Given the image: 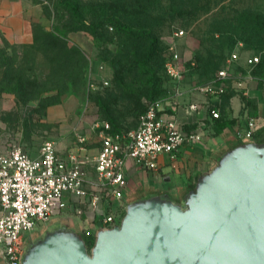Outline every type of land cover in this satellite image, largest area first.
<instances>
[{"label": "rangeland", "instance_id": "rangeland-1", "mask_svg": "<svg viewBox=\"0 0 264 264\" xmlns=\"http://www.w3.org/2000/svg\"><path fill=\"white\" fill-rule=\"evenodd\" d=\"M67 1H72L75 5L79 3L77 5L79 12L87 24L93 22V19H110L114 14L134 28L150 29L157 38L154 51L148 56L151 57L149 69L157 73L160 81L157 83L156 78L149 79V75L138 76L136 70L128 67L121 76L127 81L128 89H135L136 92L133 94L122 91L115 80L113 56L125 52L126 49L121 36H113V31L109 30L108 41L96 44L94 38L87 33H83L85 38L83 37L82 41L73 40L72 34L68 35L70 45L79 46L87 54L89 64L86 85L80 91L69 92L63 98V102L70 98L75 100L78 105L77 114L85 107H90L88 119H92V122L106 120L104 113L108 110L117 117L118 124L123 130H133L138 126L137 111L150 101L151 89L155 99L172 96L184 106L190 102L197 103L203 101L207 95L194 89L210 85L216 74L227 66V59L233 53L238 54L239 57L233 71V76L237 78L246 74L253 78L252 75L257 72V68L250 66L248 60L263 55V48L244 42V30L238 27V18L244 10L264 14V0H36L43 4L42 24L47 29L58 26L68 33L74 26L84 25L74 18V15L63 10L61 5L68 3ZM181 30L186 33L182 39L177 40L181 45V51L184 53L186 49H191L195 53L196 65L185 73L182 82L175 85L167 76L164 64L169 45L175 33ZM229 32L232 34H228ZM147 47V43H136L134 50L135 53L137 52V58L144 62L145 57H148L144 55ZM102 64L105 67L104 72L100 70ZM103 77L109 81L108 85L104 83ZM148 84L149 89L146 87ZM228 88L227 92H230L231 87ZM180 89L184 92L182 96L178 94ZM54 94L56 93L46 92L43 97H52ZM100 98L107 100L105 111L99 104ZM48 123L43 103L40 104L36 100L24 103L14 94L0 98V133L14 138L34 155L39 152L45 141L60 139V125L51 127ZM98 145L99 143L93 140L92 146ZM148 188H150L148 183H144L136 195H142L144 189L147 191ZM129 192V196L133 197L131 191ZM82 211L73 212L63 220L54 217L52 222L57 224L62 221L61 223H65L68 227L80 231L83 222L78 216L84 218ZM49 227L50 225H43L35 230L31 234V241L42 237Z\"/></svg>", "mask_w": 264, "mask_h": 264}, {"label": "built area", "instance_id": "built-area-1", "mask_svg": "<svg viewBox=\"0 0 264 264\" xmlns=\"http://www.w3.org/2000/svg\"><path fill=\"white\" fill-rule=\"evenodd\" d=\"M185 34L183 30L175 33L165 63L168 77L176 83L196 65L194 60L184 61L180 53L177 40ZM238 59L233 53L210 85L194 90L224 95ZM248 63L256 65L259 58L251 57ZM104 69L102 64L100 70ZM243 87L244 79H239L237 88ZM183 93L178 91L181 96ZM162 104L151 103L138 126L123 133H112L110 123L95 121L92 127L97 147L92 146L88 134L76 133L65 152L59 150V140H48L34 155L14 138L0 133V264H22L31 234L43 225L51 226L54 217L63 220L83 210L84 218L78 216L83 228L78 232L86 237L121 225L127 209L123 202L129 186V163L154 174L159 170L160 156L175 159L182 147L193 148L203 140V133L185 131L176 119L165 118ZM190 106L197 110L196 104ZM212 115L220 117L218 111L213 110ZM255 126V120H249L247 128L237 132L238 138L252 140ZM85 210L94 213L92 221Z\"/></svg>", "mask_w": 264, "mask_h": 264}, {"label": "water", "instance_id": "water-1", "mask_svg": "<svg viewBox=\"0 0 264 264\" xmlns=\"http://www.w3.org/2000/svg\"><path fill=\"white\" fill-rule=\"evenodd\" d=\"M22 264H264V143L226 152L182 201L152 194L89 251L78 230L51 225Z\"/></svg>", "mask_w": 264, "mask_h": 264}, {"label": "crops", "instance_id": "crops-1", "mask_svg": "<svg viewBox=\"0 0 264 264\" xmlns=\"http://www.w3.org/2000/svg\"><path fill=\"white\" fill-rule=\"evenodd\" d=\"M43 20V4L36 0H0V34L12 43H32L34 23ZM71 36L73 40L81 41L84 37L83 32L72 33ZM179 50L184 61L194 60L195 53L191 49L183 53L179 45ZM241 60L244 62L243 58ZM234 69L231 70L233 82L227 85V91L228 87H231V91L224 96L206 94L203 101L188 102L186 106L172 96L163 102L161 112L165 118L176 119L185 131L203 133V140L193 148L182 147L175 159L169 155L160 156L159 170L154 174L145 173L132 162L129 163V186L123 202L126 207L141 199V195L136 194L146 182L150 188L147 191L144 189L142 195L169 193L177 201H182L199 178L216 166L224 153L242 143L264 140V83L261 85L256 78L247 74L240 78L234 77ZM239 79H244V90L237 89L236 81ZM192 104H196L197 110L191 108ZM77 107L75 100L70 98L48 109V122L61 127L60 151L67 150L76 133L88 134L92 142L97 141L92 127L94 121L88 119L90 107H85L79 114ZM212 109L220 111V119L212 118ZM251 119L256 122L254 138L239 139L237 132L245 130ZM129 191L133 197L129 196ZM85 213L88 220L92 221L94 213L89 210H85Z\"/></svg>", "mask_w": 264, "mask_h": 264}, {"label": "trees", "instance_id": "trees-1", "mask_svg": "<svg viewBox=\"0 0 264 264\" xmlns=\"http://www.w3.org/2000/svg\"><path fill=\"white\" fill-rule=\"evenodd\" d=\"M67 2L68 3H63L61 5L63 10L68 14L74 15V18L84 24L83 26H74L67 33L66 31H62L58 26L47 29L42 22H37L34 23L33 27L34 40L29 44L12 43L0 34V98L7 94H14L24 103L35 100L39 101L40 104L43 103L47 117L48 109L52 106L62 104L63 98L69 92L80 91L87 82L89 63L87 54L79 46L70 45L68 35L77 32H83L91 35L96 44L99 42H107V34L111 29V31H113V36L122 37V40H124L123 44L126 46V49H124L125 52L122 51L121 53L113 56L115 80L119 83L122 91L133 94L136 92L135 89L131 90L127 88L128 83L124 77L121 76V74L125 72L128 67H131L132 70H136L138 76L142 77L149 75V79L152 77V80L156 78L155 81L157 83L160 81L159 77L156 75L157 73L150 71L149 69L151 57L148 55L154 51V45L157 43V38L150 29H146L145 27L134 28L127 21L114 14L111 15L112 17H110V19H93V22L87 24V22L83 19L82 14L79 12V7L77 6L79 3L77 2L75 5L72 1ZM239 16L238 27H241V29L244 30V42H247L248 45L252 44V46L263 48V55L258 57L259 63L256 65H250L257 68V72H254V74L252 73L253 75H251L254 79L256 78L261 85H263L264 14H256L251 10H244ZM228 34L232 33L229 32ZM136 43L148 44L144 53V55L148 56L145 57V62L137 58V52L135 53L134 51L136 49ZM231 81H227L226 84L228 85ZM173 83L176 85V82ZM146 87L149 89V84L148 86L146 85ZM242 90H244V87ZM46 92H55L56 94L52 97H43V94ZM225 94H227V91ZM149 97L150 101H148L145 106L143 105L140 107L137 111L136 115L138 116V122L140 116L148 109V106L151 103L165 102L166 100H169L171 96L166 99H155L153 90L151 89ZM106 102L107 100L101 98L99 99V104L103 111H105ZM213 110L220 113L219 110L212 109L211 115ZM104 115L107 119L102 121L110 123L112 133L126 132V130H123V128L118 124L117 117L109 113L108 110L104 113ZM221 116L222 115L220 113L219 118H214L213 115L212 118L220 119ZM48 124L51 127L56 125L55 123L50 122ZM257 142L264 143V140ZM242 144L236 146L235 148L241 146ZM196 186L197 183L191 187L190 192L194 191ZM80 235L85 240L89 251H91L95 246L96 237H86L81 233Z\"/></svg>", "mask_w": 264, "mask_h": 264}, {"label": "flooded vegetation", "instance_id": "flooded-vegetation-1", "mask_svg": "<svg viewBox=\"0 0 264 264\" xmlns=\"http://www.w3.org/2000/svg\"><path fill=\"white\" fill-rule=\"evenodd\" d=\"M153 194H156V193H153ZM148 195H152V194H148ZM148 195H141V198H143V197H146V196H148ZM140 198V197H139ZM32 240V239H31ZM31 242H33V241H31Z\"/></svg>", "mask_w": 264, "mask_h": 264}]
</instances>
